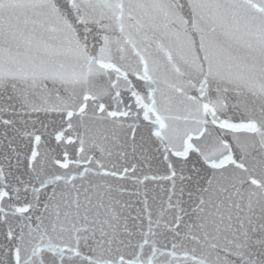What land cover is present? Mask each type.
Wrapping results in <instances>:
<instances>
[{
    "label": "snow or ice",
    "instance_id": "obj_1",
    "mask_svg": "<svg viewBox=\"0 0 264 264\" xmlns=\"http://www.w3.org/2000/svg\"><path fill=\"white\" fill-rule=\"evenodd\" d=\"M0 264H264V0H0Z\"/></svg>",
    "mask_w": 264,
    "mask_h": 264
}]
</instances>
